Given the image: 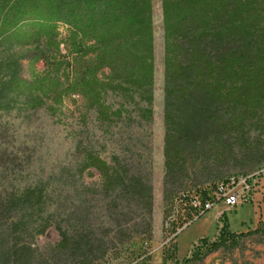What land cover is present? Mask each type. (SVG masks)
Returning <instances> with one entry per match:
<instances>
[{
    "label": "trees",
    "instance_id": "obj_1",
    "mask_svg": "<svg viewBox=\"0 0 264 264\" xmlns=\"http://www.w3.org/2000/svg\"><path fill=\"white\" fill-rule=\"evenodd\" d=\"M160 3L162 261L191 264L242 237H264V219L239 232L223 224L177 257V230L206 211L193 196L215 199L230 177L219 180L217 165L237 153L264 155V0ZM153 41L152 0H0V162L1 117L12 111L45 107L59 118L80 98L105 128L150 123ZM109 94L120 97L117 106ZM76 149L81 158L60 171L55 199L46 181L14 183L0 164V264H152L150 177L129 158L104 159L90 141L78 140ZM93 171L98 180L87 181ZM50 229L55 239L46 238Z\"/></svg>",
    "mask_w": 264,
    "mask_h": 264
},
{
    "label": "rangeland",
    "instance_id": "obj_2",
    "mask_svg": "<svg viewBox=\"0 0 264 264\" xmlns=\"http://www.w3.org/2000/svg\"><path fill=\"white\" fill-rule=\"evenodd\" d=\"M154 33V85H153V120L150 123L121 120L105 128L95 119L93 111H87L77 98L76 103L67 102L59 118L51 116L45 107L33 111H12L1 117L5 128L3 140L6 151L1 168L8 172L7 179L14 183L27 184L37 180L48 183V192L55 199L60 190V171L71 167L81 158L76 149L78 140L90 141L101 156L110 160L114 154L129 158L136 168L148 175L153 194V237L150 242L152 264L163 263L162 248L168 238L162 232L163 210V28L160 0H152ZM14 52L24 49L15 48ZM23 74L29 75L27 62L23 61ZM41 68V65H39ZM109 104L117 106L119 96L109 94ZM86 113L85 119L80 118ZM130 148V149H129ZM264 167V155L237 153L217 165L220 179L236 174H254ZM87 181L98 180L96 171L85 176ZM204 183L203 187L214 190ZM264 175L257 177L251 200L226 206L223 201H216L208 210L196 216L177 230V257L180 260L191 255V248L197 238H213L218 226L226 224L236 229L241 225H250L255 219L264 218V200L262 187ZM212 193V194H213ZM220 213L218 217L216 214ZM183 216L180 217V220ZM56 232L50 229L46 238L55 239ZM191 264H264V237L249 235L239 239L236 246L225 245L206 254L201 260Z\"/></svg>",
    "mask_w": 264,
    "mask_h": 264
},
{
    "label": "built area",
    "instance_id": "obj_3",
    "mask_svg": "<svg viewBox=\"0 0 264 264\" xmlns=\"http://www.w3.org/2000/svg\"><path fill=\"white\" fill-rule=\"evenodd\" d=\"M259 175H264V167L254 174L232 175L225 182L218 184L215 199H206L201 202L199 195H195L191 202L200 212L210 209L219 200L229 207L248 202L251 200L252 191Z\"/></svg>",
    "mask_w": 264,
    "mask_h": 264
},
{
    "label": "crops",
    "instance_id": "obj_4",
    "mask_svg": "<svg viewBox=\"0 0 264 264\" xmlns=\"http://www.w3.org/2000/svg\"><path fill=\"white\" fill-rule=\"evenodd\" d=\"M263 188H264V184H263V187H262V192H263ZM220 215V213H217L216 214V217H218ZM261 219H264V218H261ZM260 219H255L250 225H247V226H243L241 225L239 228H236V229H232V228H229L231 231H235V232H239V231H246L247 229L249 228H253L255 226V224L259 221ZM199 238H197L194 242H196Z\"/></svg>",
    "mask_w": 264,
    "mask_h": 264
}]
</instances>
